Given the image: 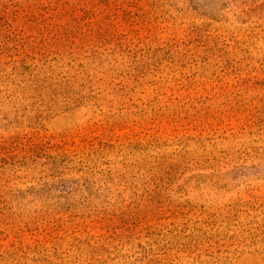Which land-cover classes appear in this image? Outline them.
<instances>
[{"label":"rangeland","instance_id":"obj_1","mask_svg":"<svg viewBox=\"0 0 264 264\" xmlns=\"http://www.w3.org/2000/svg\"><path fill=\"white\" fill-rule=\"evenodd\" d=\"M0 264H264V0H0Z\"/></svg>","mask_w":264,"mask_h":264}]
</instances>
